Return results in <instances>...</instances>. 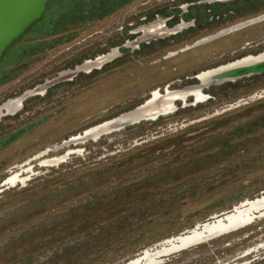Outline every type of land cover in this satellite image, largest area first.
<instances>
[{
  "label": "rangeland",
  "instance_id": "obj_1",
  "mask_svg": "<svg viewBox=\"0 0 264 264\" xmlns=\"http://www.w3.org/2000/svg\"><path fill=\"white\" fill-rule=\"evenodd\" d=\"M180 3L134 0L102 20L75 27L69 41L23 57L50 38L40 34L42 22L37 23L3 54L0 75L14 74L0 83V104L48 83L19 111L0 116V141L22 131L0 143V264H133L144 250L167 248L165 240L264 196V120L246 134L247 126L264 116V78L201 107L178 109L175 102V111L160 121L106 137L97 146L82 143L40 156L144 103L152 92L187 85L194 72L264 51L262 18L211 41L205 38L213 31L201 30L151 50L118 49L114 60L70 73L98 58L83 59L97 47L110 41L120 46L140 13ZM262 14L264 9L242 22ZM68 149L76 152L64 161L40 164ZM15 174L18 179L9 182ZM192 247L182 253L199 256L209 249L210 264H264V216Z\"/></svg>",
  "mask_w": 264,
  "mask_h": 264
},
{
  "label": "water",
  "instance_id": "obj_2",
  "mask_svg": "<svg viewBox=\"0 0 264 264\" xmlns=\"http://www.w3.org/2000/svg\"><path fill=\"white\" fill-rule=\"evenodd\" d=\"M53 0H0V58L6 52L8 47L17 40L31 25L40 20L46 10L48 2ZM264 18V14L239 23L234 27L244 26L250 22L258 21ZM109 54V53H107ZM107 54L89 60L90 62H97L101 57ZM102 59L95 64L90 65L88 68L85 61L74 67L70 71L72 75H76L80 71H88L93 67H98L105 60ZM264 71V52L258 54L253 58H244L240 61L229 63L221 68H218L215 75L205 73L202 82L198 86H190L181 90H165L163 93L158 91L153 92L151 96L142 104L135 106L129 110H126L114 117L104 120L100 123L89 126L80 133L70 136L62 140L59 144L43 151L41 155L46 154L49 151H56L61 148L75 146L78 144L95 143L100 139L113 135L114 133L125 130L126 128L136 126L143 122L156 121L159 118L175 111V102L179 99H184L193 94L196 89H202L210 83L221 82L226 79L232 80L239 77L248 76L251 74L261 73ZM48 82L44 84L36 85L33 88L27 89L19 95L9 98L0 104V116L12 115L19 111L23 107V103L26 98L41 94L45 91ZM15 103L17 108L12 112H7L5 104ZM5 109V110H4ZM76 152V149H68L63 155L51 158L43 159L40 164L56 165L59 162L64 161L69 154ZM10 182V181H9ZM12 182V181H11ZM14 182V181H13ZM258 199L249 201L250 211L258 210L261 205H257ZM251 204L253 206H251ZM242 205V204H241ZM238 206L233 208V211L225 213L222 216H215L212 220L198 223L189 230L187 233L171 237L164 242L169 244L167 248H162L151 254L143 264H156L162 259L158 258L161 255H167L172 252H176L189 246L196 245L200 242L207 241L218 235L230 232L242 224V209H237ZM239 210V211H237ZM237 211L236 213H233ZM135 263H140V259H137Z\"/></svg>",
  "mask_w": 264,
  "mask_h": 264
},
{
  "label": "flooded vegetation",
  "instance_id": "obj_3",
  "mask_svg": "<svg viewBox=\"0 0 264 264\" xmlns=\"http://www.w3.org/2000/svg\"><path fill=\"white\" fill-rule=\"evenodd\" d=\"M263 9L264 0H181L179 6H165L163 8H158L157 10H146L144 13H140L137 19L135 21L133 19L129 24V27L125 30L127 37L122 43H120V46L114 47V44L110 41L106 43L104 47H97L93 54H87L83 59L91 58L92 56L100 57L110 50L108 53H113V56L105 60L108 62L110 59L114 60V58L117 57L118 49H122V51L129 49L134 52L151 50L155 49L157 44L159 46H166L172 40L180 41L187 39L188 37H191V35H197L201 30L213 31L212 34L205 38L207 41H211L221 35L242 29L243 26L234 27L235 25L242 23V17L258 14ZM135 44L138 46L134 47L133 45ZM262 52L264 51L255 54L240 55L232 60L194 72L187 85L185 84L180 88L174 89L166 88L162 92H158L163 93L165 90H181L190 86L196 87L202 82L205 73L212 72V74L215 75L219 73L216 72L218 68L232 62L240 61L244 58H253ZM262 78H264V71L232 80L226 79L221 82L210 83L202 89H196L194 93L188 95L184 101L181 99L177 100L176 104L178 109L191 108L193 106L201 107L205 104L203 102H211L214 97H217L216 95L223 93H226L223 95H229L227 90L231 89L232 92H235L242 86L250 85ZM152 93L149 95L151 96ZM255 199L259 200L257 205H261L262 207L258 210H253L251 219L238 228L244 227L256 217L264 216V196ZM249 201L252 200L242 202V205H238L237 209L250 210ZM187 249L192 252L193 247ZM149 251L150 250L148 249L144 250L141 256L136 257L132 261L135 262L142 257L145 262L148 257H151V252ZM182 251L183 250H180L176 253L170 254V256L164 259L158 258V260L162 259L160 262L163 263L161 264H210L212 262V255H210L209 249H207L206 254L200 252L199 256H195L196 253H190L189 255V252L182 253Z\"/></svg>",
  "mask_w": 264,
  "mask_h": 264
},
{
  "label": "trees",
  "instance_id": "obj_4",
  "mask_svg": "<svg viewBox=\"0 0 264 264\" xmlns=\"http://www.w3.org/2000/svg\"><path fill=\"white\" fill-rule=\"evenodd\" d=\"M132 1L134 0H53V1H50L48 2L46 9L53 4L56 5V8L52 9L51 13L47 12L45 15L43 14L42 18L34 22L31 25V27L28 29V30H31L37 23L42 22V25L40 27V34L44 35L46 33L50 35V38L33 46L32 51L23 52V54L21 55H23V57L28 56L29 58L32 55L40 51H44L45 49H47L46 47L49 48V47L56 45L59 42L69 41L70 39L75 37V33L73 32L74 31L73 29L75 27L84 26L92 21L103 19L113 14L118 9L122 8L123 6L131 3ZM17 40H19V38ZM17 40H15L13 43H15ZM41 45L43 47L38 48ZM35 49L37 51H35ZM80 61L81 59L78 60V62ZM13 74L14 73L12 71H9V72H5L4 74L0 75V83L7 81V79L11 78ZM161 119L162 118H159L155 122H158ZM261 120H264V116H261L258 119H255L253 122H251V124L247 126L246 134H251L253 132L255 133L257 130H259L260 126L262 125L260 124ZM150 122L152 121L143 122L136 126L126 128L125 130H122V131H126V130L133 129V128H140L141 126H145L146 125L145 123H150ZM120 132L114 133L113 135H110L108 137L117 135ZM21 134H22L21 130L15 131L8 137L2 138V141H0V143L1 144L9 143L10 141L18 138ZM232 138L234 137L229 138V140H226V142H229L230 139ZM102 139H100L98 142L92 143V145L97 146L98 143ZM149 153L150 152L138 155V157L144 158L147 155H149ZM205 158H208V157L206 156ZM116 221L118 224L119 220H116Z\"/></svg>",
  "mask_w": 264,
  "mask_h": 264
},
{
  "label": "bare ground",
  "instance_id": "obj_5",
  "mask_svg": "<svg viewBox=\"0 0 264 264\" xmlns=\"http://www.w3.org/2000/svg\"><path fill=\"white\" fill-rule=\"evenodd\" d=\"M113 56V53H109V54H107L106 56H104V57H101V58H99L98 60H97V62L98 61H100V60H102V59H105V58H107V59H109V58H111ZM97 62H87V64H86V66H87V68L90 66V65H92V64H95V63H97ZM5 107H6V110L5 111H7V112H12L14 109H16L17 108V105L15 104V103H12V104H5ZM18 178H17V174H15L14 176H12V177H10L9 179H8V181H15V180H17ZM259 202V201H258ZM251 206H253L252 204H251ZM237 211H239V210H237ZM237 211H235V212H233V213H236ZM251 215H252V211H250V210H248V209H246V210H242V222H244V223H246V222H248L250 219H251Z\"/></svg>",
  "mask_w": 264,
  "mask_h": 264
},
{
  "label": "crops",
  "instance_id": "obj_6",
  "mask_svg": "<svg viewBox=\"0 0 264 264\" xmlns=\"http://www.w3.org/2000/svg\"><path fill=\"white\" fill-rule=\"evenodd\" d=\"M132 2H133V1H132ZM129 4H130V3H129ZM129 4H127V5H129ZM127 5H125V6H127ZM125 6H123V7H125ZM123 7H122V8H123ZM120 9H121V8H120ZM120 9H118V10H120ZM118 10H117V11H118ZM114 13H115V12H114ZM111 15H112V14H111ZM109 16H110V15H109ZM107 17H108V16H107ZM105 18H106V17H105ZM103 19H104V18H103ZM100 20H102V19H100Z\"/></svg>",
  "mask_w": 264,
  "mask_h": 264
}]
</instances>
